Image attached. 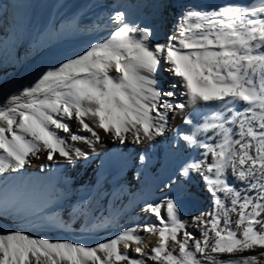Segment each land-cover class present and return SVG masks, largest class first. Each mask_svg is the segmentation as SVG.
Segmentation results:
<instances>
[{
  "label": "snow or ice",
  "instance_id": "1",
  "mask_svg": "<svg viewBox=\"0 0 264 264\" xmlns=\"http://www.w3.org/2000/svg\"><path fill=\"white\" fill-rule=\"evenodd\" d=\"M110 20L115 30L108 40L44 72L24 90L23 102L13 97L12 106L0 108V174L20 171L30 156L41 152L49 161L58 155L72 162L73 154L86 153L69 146L68 139L94 145L101 139L97 129L121 144L129 136L135 144L151 143L166 135L170 113L199 106L193 111L203 112L204 123L185 118L191 128L178 130L177 136L189 147L204 149L211 160L190 162L182 174L205 172L216 212L202 214L209 218L197 238L178 215L176 200L166 199L167 218L161 207L146 205L161 225L143 228L159 236L150 252H145L136 229L95 246L3 232L0 264H145V259L128 255L133 243L135 253L155 264H225L213 254L257 248L258 255L235 264H264V0L212 11L187 9L165 43H153L152 31L127 21L121 11ZM162 61L180 78L186 102L168 99L176 96L177 84L167 91L158 87ZM73 119L78 131L90 133L91 139L72 131L67 121ZM60 132L67 133V139ZM209 132L215 139L200 138ZM229 175L242 183L243 193L232 186ZM230 212L238 216L235 230ZM193 219L199 223L201 217Z\"/></svg>",
  "mask_w": 264,
  "mask_h": 264
},
{
  "label": "bare ground",
  "instance_id": "2",
  "mask_svg": "<svg viewBox=\"0 0 264 264\" xmlns=\"http://www.w3.org/2000/svg\"><path fill=\"white\" fill-rule=\"evenodd\" d=\"M229 4L242 5L240 0H6L0 3V108L12 106L13 97H20V102L26 99L22 95L24 90L31 88L40 74L31 57L32 42L47 32L52 33L55 39L51 50L54 53L47 54L46 58L58 53H71L62 48L80 29L97 31L104 37L109 35L115 30L110 16L117 11L125 13L127 21L137 25L144 26L145 22H149L158 34L165 37L171 36L177 29L187 9L212 11ZM20 18L36 23L29 31H21L16 26ZM157 41L165 43L164 38ZM79 49L76 47L73 50ZM161 64L157 73L158 87L167 91L172 84H177L176 96L168 99L186 102V98L180 95L184 90L178 83L180 78L168 71V65L163 61ZM194 107L199 106L188 105L183 112L176 110L170 113L166 135L157 137L151 143L135 144L129 136L127 142L121 144L97 129L101 139L94 145L68 139L69 146L79 147L86 153L82 156L73 154L72 162L58 155L49 161L44 152L30 156V163L20 171L0 174V195L6 190V200L23 206L25 212H43L53 207V213L61 219L62 231L73 243H77L75 240L80 235H96L102 239L99 242L102 243L108 241L104 237L113 232L136 229V234L143 240L145 252H150L159 236L158 233L150 235L145 232L144 226H161L159 219L150 210H145L146 205H151V200L158 197L157 193H165V197L159 199L155 206L161 207V215L167 218L166 199L181 200L187 197L189 199L184 206L178 204V215L186 223V229L201 238L206 227L204 221L209 218L202 214L216 212L215 197L209 190L211 185L204 179L203 170L190 171L187 177L179 170L182 171L193 161L204 160L207 164L211 157H205L202 148L187 146L177 136L178 130L191 128L184 124L185 118H191L194 124L204 123L203 112H194ZM67 122L76 134L92 138L90 133L78 131L75 119ZM86 122L92 123L91 118ZM59 134L66 139L68 137L67 133ZM199 135L201 139L213 137L211 132ZM124 164L127 167L122 170ZM112 177L121 180L122 186H115L112 180L109 182L108 179ZM227 179L232 186L244 192L240 181L230 175ZM87 191H90L88 195ZM216 195L231 208L224 193L218 192ZM192 202L202 204V208L193 217L185 218L184 213ZM194 217H201L200 222L197 223ZM229 217L232 221L230 227L235 230L237 213L230 212ZM34 232L49 233L52 237H56L57 233L49 228ZM149 240L152 243L150 248L147 246ZM259 251L257 248L232 255H213L225 264H235L247 256L258 255ZM130 257L145 259V264H155L138 255Z\"/></svg>",
  "mask_w": 264,
  "mask_h": 264
},
{
  "label": "rangeland",
  "instance_id": "3",
  "mask_svg": "<svg viewBox=\"0 0 264 264\" xmlns=\"http://www.w3.org/2000/svg\"><path fill=\"white\" fill-rule=\"evenodd\" d=\"M5 1L6 0H0V3H3ZM35 23L36 22H31V20H28L26 18H20L16 26L21 31H29L32 28L31 26L34 25ZM144 26H147L152 31L153 35L150 38V40L153 43L157 42V40L161 38H164V41L166 42L168 35H165L164 37V35L158 34L156 30L154 29V26L150 25L149 22H145ZM113 32H111L109 35L104 37L100 34V32L85 31V30L80 29L79 32L76 34V36L69 39L68 43L62 48L63 50L72 51L71 53H58V54H55L54 56L47 57V58H46L47 54L53 52L51 50H52V47L54 46L55 36L52 33L47 32L46 34L43 35V37L33 41L31 57L34 59V65L38 67V71L40 72V74L36 77V82L42 76V74L46 72L47 70L58 67L64 62H67L70 59H74L78 57L79 55L84 54V52L89 50L92 45L97 44V43H102L108 40L111 37V34ZM76 47H80L81 49L73 50ZM110 74L113 76L116 75L112 73ZM126 167H127V164L122 165V170L126 169ZM181 172L182 171L179 170V173ZM111 180L114 182L115 186L117 187L122 186L121 180H116L113 177L108 179L109 182H112ZM147 187L149 186L147 185ZM89 193L90 191H87L86 195H88ZM6 194H7V191L5 190L0 195V233L9 232V231H21L26 234H29L32 237L40 238V239H48L53 242H56V241L72 242V239L64 231H62L61 219L58 215H55L53 213L54 211L53 207L47 208L43 212H35V213L25 212L23 206L14 205L13 203L8 202L5 198ZM157 196L158 197L151 200L152 201L151 205L155 206L156 204H158L159 201L163 199V197H165V193H157ZM188 199L189 198L187 197L181 200L175 199L178 202L177 208H180V206L178 205L179 203L183 204L184 206V203ZM201 208H202V204L192 202V205L189 208V210L184 213V217L185 218L193 217L196 213L200 211ZM45 228L55 230L57 232L56 237L50 236L49 233L34 232V231H38V230L45 229ZM119 234L121 233L113 232L110 235L105 236L104 239L115 238ZM101 240L102 239L100 237L89 234V235H80L79 239H76L75 242L81 243L85 246H95ZM151 244H152L151 240H149L147 244L148 248H150ZM136 246L137 245L135 244L131 245V248L128 250L129 256L131 255L136 256V257L137 255L138 257L140 256L134 251V248ZM177 253H178V247H177Z\"/></svg>",
  "mask_w": 264,
  "mask_h": 264
}]
</instances>
